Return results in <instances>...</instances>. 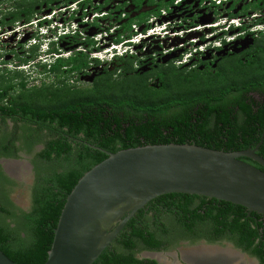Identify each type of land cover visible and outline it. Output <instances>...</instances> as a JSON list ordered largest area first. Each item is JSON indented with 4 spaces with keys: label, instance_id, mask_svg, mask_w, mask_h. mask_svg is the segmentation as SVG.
<instances>
[{
    "label": "trees",
    "instance_id": "16d2710c",
    "mask_svg": "<svg viewBox=\"0 0 264 264\" xmlns=\"http://www.w3.org/2000/svg\"><path fill=\"white\" fill-rule=\"evenodd\" d=\"M54 1L47 0L46 4ZM64 1L70 4L82 0ZM176 1L133 0L135 11L139 12L145 3L153 10L125 22L115 43L130 39L134 26L159 16ZM259 1V6H254L257 12L261 2L264 6V0ZM13 2L1 14L2 27L31 22L40 6L35 0ZM129 3L125 1L118 8L117 22L122 14L129 16L124 14ZM88 5L81 2L84 8ZM260 22L264 24V19ZM78 40L68 39L74 43ZM65 41L61 40V44ZM85 41L87 50L94 48L92 39ZM29 53L22 63L36 61L37 48ZM250 53L225 57L215 69L203 71L178 67L174 61L152 71H141L143 58L136 54L104 67L99 60L90 59L86 51L50 65L36 64L39 70L33 76L7 68L0 70V159H19L20 150L32 154L36 146H43L33 161L35 181L28 187L29 211L11 200L6 188L12 182L0 167V249L16 264H45L68 196L87 172L108 158V153L169 144L239 152L262 143L258 154L264 158V34L257 38ZM93 65L102 70L90 86L73 81L79 82L82 75L94 69ZM40 73L45 77L41 85L30 87L29 81H39ZM157 79L161 86H154ZM255 95L263 99L258 101ZM8 121L14 124L13 130ZM19 142L21 149L16 147ZM242 160L264 171L252 160ZM150 204L160 205L152 209V223L145 221L148 215L140 210L125 227L127 234L123 231L112 244L121 250L106 249L94 264H158L155 260H137L133 253L138 246L161 249L159 235L166 231L162 217L174 213L181 215L184 223L196 218L190 226L206 222L214 225L216 235L231 234L237 246L264 261V216L250 214L232 203L188 194L165 195Z\"/></svg>",
    "mask_w": 264,
    "mask_h": 264
},
{
    "label": "water",
    "instance_id": "95a60500",
    "mask_svg": "<svg viewBox=\"0 0 264 264\" xmlns=\"http://www.w3.org/2000/svg\"><path fill=\"white\" fill-rule=\"evenodd\" d=\"M261 145L239 152L196 144L148 145L108 153L68 196L45 264H94L140 210L165 195L215 199L264 216V171L242 160L264 168V158L258 154ZM21 162L1 163L12 179L29 187L35 175L30 161L25 174L7 168ZM0 264L16 263L0 249Z\"/></svg>",
    "mask_w": 264,
    "mask_h": 264
},
{
    "label": "clouds",
    "instance_id": "9594fccd",
    "mask_svg": "<svg viewBox=\"0 0 264 264\" xmlns=\"http://www.w3.org/2000/svg\"><path fill=\"white\" fill-rule=\"evenodd\" d=\"M35 1L40 3V5L44 4L47 6H45L46 8L41 9L40 11H37V14L34 16V18L31 20V22L34 19L42 18L43 15H52V13L55 12L56 10H60V11L58 14H53L50 19L40 21L37 26L31 25L32 33L29 34L30 36L27 35V37L29 36L28 40H26L27 37H25L23 40H14V38H12L11 40H8L7 42H4V43L0 42V60L4 58V61L1 62L3 67L0 68V70L7 68L10 71H19V72L25 74V76L36 75V71L38 70V68H36V64H39V65L49 64L50 65V64L55 63L59 59L64 58V56H63L64 51H62V48L59 47L61 44V40L65 41V40H68L69 38L73 39L75 37L77 39H82L84 37L85 30L87 29L86 27H90V26L96 27L95 24H99V22L102 20H110L114 17L115 12H119L117 9L106 8V3L110 2L111 0H82V1H78L76 3H70V4H68V3L66 4V2L64 0H55L54 3L50 4V5L46 4L47 0H35ZM177 1H179V0H177ZM205 1L209 2L210 0H205ZM231 1L232 0H230L229 2H231ZM235 1L237 3L238 1H244V0H235ZM247 1H250V0H247ZM81 2H83L84 4L88 3L89 4L88 7L84 8L83 6H81ZM182 2H183V0H181V2L178 4V6H175V3H174L172 6L169 7V9L171 7H175L176 8V14L173 15L172 12L170 11L167 19L165 21H162L160 25H157V27L161 33L166 31L167 29L170 31L171 26L166 27L164 25L166 24V22L170 21L171 19H175V17H176L175 20L178 19L177 13H179V11H177V9L182 4ZM229 2H225V6ZM65 8L67 11L64 10ZM213 8H214V6H213ZM86 9H91V11L87 12ZM214 9L218 10V8H214ZM70 11L72 13V16L70 19L65 20L66 26L65 27L56 26V23L61 19V17L63 15H64V17H63L62 21L64 19H66L67 12H70ZM227 12L230 14V10L226 11V13ZM161 13H162V11H161ZM124 14H126V12ZM119 15L120 14H118V16H117L115 24L112 27H110L108 30H106L105 32L100 34V37L106 36L105 34H108L111 37V39H110L111 44L110 45L105 44V46L103 45L104 46L103 47L101 45L102 40H100V41L97 40V37L90 38L93 41L95 40L96 43L99 44V47H98V49H95L94 54H93L94 48L91 49L90 51H92V52L89 54V56L92 60H99L101 62V65L103 64V66H105L107 64L114 63L116 61V59L125 58L126 56L131 55L129 53V48H132V47L133 48H137V47L145 48L148 46L149 42L152 43L153 41H155V40H146L144 38L143 40H141L139 42L133 43V41H134L133 39L139 38L140 35H141L140 37L148 35L149 30L152 27V25H151L152 19L155 17H160L161 14L159 16L151 17L143 25L134 26L133 27V32H134L133 36L130 39L125 38V40L122 43L117 44L114 41V40H116V38L118 36V33L116 34V32L120 31L121 26L124 24L123 23L122 25H119V22H117ZM257 15H261V13H257ZM87 16H93V22L86 21ZM122 17H126V16L122 14ZM251 17H253V15L248 17V18H240V17H237V16L230 14V16H227L226 25L223 26L224 27L223 29H225L227 27V30L226 31L222 30V32H220L221 34L219 36H217V34H219L218 30L222 27L221 25L215 26L211 29L207 28L210 31L209 33L213 34L212 39H210V40H208L206 38V34L204 32H202V33L195 32V33H200L202 35L198 39L196 37L188 39L189 35H187V37L185 39L178 38L177 40H182V41L188 40L189 41L188 47H189V49L193 48V51L195 52V54H192L191 50H189L188 52L183 54V56L176 62V66H178L177 63H179L180 66L193 67V66L187 65L189 60H188V58L186 59V56H188L189 54H192L189 58V59H191L196 54L197 55L201 54V53L204 54L205 51H202L201 47H199V45H201V44H202V46H205V48H207L208 51H210L212 49L214 51L223 49V46L226 45V42L231 40V36H228V33H230L231 30H239L238 33L235 34V36L239 37V39L245 38L247 35L253 34L255 37H259L261 34H264V24L263 23L252 24V22L248 23V19ZM263 19H264V17H263ZM74 22L78 23V27L76 29H75ZM25 23H27V22H25ZM28 23H30V22H28ZM142 26L144 29L141 28ZM138 28H139L140 32H138V30H137ZM243 28H246V30H242ZM63 30H66L67 34L62 35V33L60 31H63ZM168 38H171V37H168ZM85 39H87V38H85ZM85 39H84V42H86ZM194 40H201L203 43L201 41L197 42ZM164 41H167V40H161L160 42H164ZM185 42H187V41H185ZM217 44H220V46H217ZM100 46H101V48H100ZM94 47H95V45H94ZM198 47H199V49H197ZM33 48H37L38 54L36 57V61L34 60L33 62L28 63V64L22 63L21 60L27 59L29 57V54H30L29 52ZM127 48H128V51H127ZM181 49L185 52L184 45ZM17 50H20L23 53L21 55L17 54L13 58L12 54L14 52H16ZM124 50H125V52H123ZM81 51L85 52L87 50H81ZM136 51L139 52L141 50L136 49ZM98 55H100V56L103 55V56H105V58L102 59ZM107 57H110V60L107 59ZM204 57H207V56H204ZM8 58H10V59H8ZM64 59H68V58H64ZM12 69H15V70H12ZM98 69H99V67H98ZM88 74H89V72L87 71V75H82L80 77V80L84 79L85 77H89ZM15 160H18V159H15Z\"/></svg>",
    "mask_w": 264,
    "mask_h": 264
},
{
    "label": "flooded vegetation",
    "instance_id": "af4514ba",
    "mask_svg": "<svg viewBox=\"0 0 264 264\" xmlns=\"http://www.w3.org/2000/svg\"><path fill=\"white\" fill-rule=\"evenodd\" d=\"M111 1L108 2V4L106 5V8L118 10V8L121 5H123L125 3V1H128V2H130L129 6L132 5V10L136 13H139V15L147 12L145 7L146 8L150 7V6L146 5V3H145L144 7L139 12H137V11H135L134 4H132L133 0H119V1H123V3L121 5L117 4L115 6H113V3ZM159 1L160 0H158V2ZM204 1H202V0H183L182 4L179 6L181 9L180 12H182V17H191V19H196L199 15V10L200 11H207L208 9L213 8L212 5L208 6L206 4L203 6V3L204 4L208 3L207 1H205V2ZM257 2H260V1L259 0H250V1L244 0L243 2L238 1L236 3L235 0H232L231 2L226 4L224 10L225 9H226V11L230 10L231 15H234V16H237L240 18H248V17L255 15L257 13H261V15H259V18L258 17L256 19L254 18L251 21L252 24H256V23L260 24L261 19H263V17H264V6H263V2H261L260 3V12H257L254 8V6L256 7L259 4ZM42 6H43L42 9H44V8H46L45 6H47V5L43 4ZM129 6L125 7L124 11H126L129 8ZM248 6H252V7H250V9L246 10V7H248ZM40 10H37V11H40ZM227 14H228V16H230V14L228 12H227ZM257 38L258 37H255L253 34L247 35L245 38H240L239 40H245V39L253 40L252 45L249 46L247 48V50H245L244 48H242L240 50L242 53L230 51V52H226V56H220L219 57V55H217V54L224 52L225 49L223 48L221 50H215L214 52H215L216 56L211 55L210 58H208L207 60L199 61L192 68L193 69H200L203 71L208 67L216 68L218 66V63L225 57H229L232 55H239V56L245 55V54L247 55L248 53L249 54L247 56H250L251 55L250 52L252 51L253 47L255 46V41L257 40ZM225 46H227V45H225ZM243 46L244 47L246 46L245 42H244ZM22 53L23 52H21L20 50H17L16 52H14L12 54V56L14 58L17 54L21 55ZM160 64L161 63L159 62V59H157V58H156V60L151 59V61H149L146 65H144V66L142 65L141 68L146 67V69H147L146 71H152V70L157 69L159 67L158 65H160ZM198 67H200V68H198ZM90 70L91 69H89L88 72ZM0 122H1V120H0ZM8 124H9L10 129L13 130L14 124L11 121H8ZM16 147L18 149H21L22 144L19 142L18 144H16ZM42 149H43V146H41V145L36 146V148L33 152L34 153L37 152V154H38L39 152L42 151ZM18 154H19L18 160H20L24 155V151L21 152V150H20V152ZM6 159H12V158H1L0 159V167L2 168L4 175L10 179V182H12L11 183L12 185L7 186L6 191L10 194L11 200L13 201V203L16 206H18L15 203V199L11 194L14 191L13 188L19 189L15 193H20V195L25 194V191L27 188H25V186H24L25 184L23 182H18L17 180L12 179L8 175V173L6 172L5 166L1 163L2 160H6ZM21 169H22V167H21ZM34 173H35V165H34ZM201 202H202V200H199L198 204H200ZM149 204L144 209V212L147 213V215H148V217L145 218V221L147 223H152V220H150V218L155 216V213L152 211V209L158 208L160 205L158 206L157 204H150V205ZM137 214L135 215V217L137 216ZM193 220H194V222L197 221L196 218L195 219L193 218ZM193 220H192V222H193ZM129 222H131V220ZM161 222H162V224L165 225L164 227L166 228V231L161 232L162 234L159 235L160 236L159 239L162 242L161 249L147 250L143 246H138V248H136L135 252L133 253L134 257L137 260H141V261L155 260L159 264L160 263L159 260H167L165 257L169 256V257H172L173 259L175 258L174 260L176 261V264L178 263V261L180 262V260L183 264H264L262 257L254 255L252 253V251H247V250H244L243 248L237 246L235 241L232 239L231 234L226 233V234H222V235H216V232L214 231L215 228H213L214 225L212 227V225H210L209 223L198 222L196 225L193 223V226H190L192 224V222H190V223L182 222L181 215H178L177 213L169 214V215H163ZM128 223L125 225V227L128 225ZM188 226H190V227H188ZM125 227L122 229L119 236L113 242H115L121 236L123 231H124V233H123L124 235L127 234V231H125ZM260 232L263 234V230H260ZM113 242H112V244H113ZM259 243H260V239H257L256 245H258ZM112 244H111V247L113 249L115 248V250L116 249L121 250L120 246H116V247L114 246L113 247ZM173 249H175L176 253H171V251H173ZM124 251H126V250H124ZM159 254H161L162 256H158ZM232 255H234V257ZM233 258H234V260H233ZM247 258L250 259L251 261L248 262Z\"/></svg>",
    "mask_w": 264,
    "mask_h": 264
},
{
    "label": "rangeland",
    "instance_id": "374dc122",
    "mask_svg": "<svg viewBox=\"0 0 264 264\" xmlns=\"http://www.w3.org/2000/svg\"><path fill=\"white\" fill-rule=\"evenodd\" d=\"M13 1H16V0H11V2L7 5L8 6L7 9H10V7L14 4ZM111 2L113 3V6H115L117 4L121 5L123 3V1H119V0H112ZM241 2H243V1H241ZM42 5L43 4H41L40 6L37 5L36 10L42 9L43 8ZM145 9H146L147 12L153 10L152 7H148V8L145 7ZM180 10H181L180 7H178L177 11H179V13H177V15H178L177 18L181 19V22H179V24H180L179 25L180 26L179 30L180 31H184V34H185V32H189L190 28H194V27L201 28L202 30L200 31V33L204 32L205 34H209L210 31L207 28H208L209 25H212L215 22L218 23V26H220V25L222 26L218 30L219 34H217V36H219L221 34L220 32H222V30H225V31L227 30V27L225 29H223L224 28L223 26H225L226 23H227L226 19H227V16H228L226 11H224V10H217V9H214V8H210L207 11H200L199 10V15H198V17L196 19H191V17H182V12H180ZM125 12H126V14H129V16L128 17H122V20L119 23V25H122L123 23L127 22L131 18H137L139 16V13H136V12H134L132 10V5H130L129 8ZM118 14H120V11L119 12H115L114 13V17L112 19L100 21L99 22L100 27H92V26L86 27L87 29L85 30L84 37L82 39H79L78 42L74 43V42H69L68 40H66L65 42L60 44L59 47L62 48V51H64L63 52L64 58H69L73 53H75L77 51L87 50V45L84 42L85 38H95V37H97V40H99V41L102 40L101 41V45L102 46L103 45L105 46V44L110 45L111 44V42H110L111 37L110 36L109 37H106V36L100 37V34L105 32L106 30H108L110 27H112L115 24V21L117 19ZM257 17L259 18V15H257V14L253 15V17L248 19V23L251 22L254 18L256 19ZM8 20H10V18ZM141 28H143V26ZM8 29H12V28H8ZM137 30H138V32H140L139 28ZM238 31L239 30H231L230 33H228V36H231V40L226 42L227 46H225V45L223 46V48L225 49L224 52L217 54V55H219V57L220 56H226V52H230V51L242 53L240 51L242 48L247 50V48L252 45L253 40H248V39L239 40V37L235 36V34H237ZM117 33H119V32H116V34ZM200 33H193V34L188 36V39L189 38H195V37L198 39L199 37L202 36ZM29 36L28 37L26 36L27 37L26 40L29 39ZM169 41L160 42V40H155L152 43L149 42L148 46L145 47V48L137 47L136 48L137 50H141V51L137 52V56H139V58H141V59L143 58L142 61H141L142 65L143 66L146 65L149 61H151V59H155L156 60V58L159 59V62L161 64H167L170 61H175V64H176V62L183 56V54H185L189 50H191L192 54H195V52L193 51V48L189 49V47H188L189 41L188 40H183V41L182 40H173L172 42H169ZM185 41H187V42H185ZM194 41L198 42V41H201V40H194ZM94 42H95V47L93 49V54L95 53L94 52L95 49H98V47H99V44L96 43L95 40H94ZM244 42L246 44L245 47L243 46ZM182 45H184V47H185V52L181 49L183 47ZM217 46H220V44H217ZM199 47H201V50L205 51V53L204 54L201 53V54H198V55L196 54L191 59H189V58H190V56L192 54H189L188 56H186V59L188 58V60H189L188 63H187L188 66L196 65L199 61L203 60L204 56H207V59L210 58L211 55L212 56H216V54H215L213 49L208 51L207 48H205V46H202V44L199 45ZM199 47L197 49H199ZM100 48H101V46H100ZM86 52L88 54H90L92 51L87 50ZM37 54L38 53H36V56H37ZM98 56L101 57L102 59L105 58V56H103V55L102 56L98 55ZM107 59L110 60V57H107ZM177 65H178V67L180 66L179 63H177ZM102 66H103V64H102ZM180 67H186V66H180ZM91 68H94V69L93 70L91 69L89 71L90 72L89 73V75H90L89 77H85L82 80L79 79L80 80L79 82H77L76 79H73V81L75 83L80 84L79 86H83V87L90 86L93 83L94 78L97 75H99L98 71L102 70L101 66L99 67L100 68V70H99L96 65L94 67H91ZM198 68H200V67H198ZM12 70H15V69H12ZM140 70L141 71H146L147 69L145 67V68H140ZM38 78H39V81L30 80L29 83H28L29 86L30 87L35 86V85L36 86H40L41 85V80L45 79V77L40 73ZM50 81L51 80H48L47 82H50ZM70 83H72V81ZM153 84H154V86H161L162 85L160 80H156ZM254 97L258 101H261L263 99V97L258 96V95H255ZM36 155H37V152H35V153L33 152L32 154H27L26 152H24L23 157L19 160V161H22L21 165L19 167L23 166L22 170H21L22 171L21 173L24 172V167H26L25 165H27V161L28 162L30 161V163L34 167L35 163L33 161L35 160ZM25 156H27L28 159H26ZM34 181H35V175H34V179H32V177H31L30 186L29 187H31L34 184ZM18 182H20V181H18ZM24 186H25V188H27L26 191H25V194H21L20 195V193H14V191L17 188H13L14 191L11 194H12V196L15 199V203L18 205L17 207L21 208L24 211H29L30 208H31V193H30V189L28 188V186L27 185H24ZM174 251H175V249H173V251H171V253H176V251L175 252ZM165 258L167 260H159L160 261L159 264H176V261L174 260L175 258L173 259L172 257H169V256H166ZM247 261L250 262L251 260L247 258ZM177 264H183V263L180 260V262L178 261Z\"/></svg>",
    "mask_w": 264,
    "mask_h": 264
},
{
    "label": "built area",
    "instance_id": "2783aa9c",
    "mask_svg": "<svg viewBox=\"0 0 264 264\" xmlns=\"http://www.w3.org/2000/svg\"><path fill=\"white\" fill-rule=\"evenodd\" d=\"M9 0H0V20L2 19V12H7L9 9H7V5H8V2ZM230 0H210L208 3H203V6L204 5H212L214 6V8H218V10H224L225 8V2H229ZM181 2V0L177 1L175 3V6H178V4ZM66 10V8L64 9ZM60 10H56L55 12L52 13L53 14H58ZM67 11V10H66ZM87 12H90L91 9H86ZM172 12L173 15L176 14V8L175 7H171L168 11L167 10H163L162 13H161V16L160 17H155L152 19L151 21V25L152 27L150 28L149 30V33L147 36H143V37H140L139 38H135L133 39V43L135 42H139L141 40H143L144 38L146 40H167L169 42H172L173 40H177L178 38H183L185 39L187 37V35H190L192 33H195V32H200L202 29L199 28V27H194V28H190L189 29V32H185L184 34V31H180L179 30V22H181V19H171L170 21L166 22V24L164 26L166 27H170L171 26V29L170 31L167 29L166 31L164 32H160V30L158 29L157 25H160L162 21H165L167 19V17L169 16V12ZM225 11V10H224ZM52 15H43L42 18H39V19H34L32 22L30 23H25V22H17L15 23L14 25L12 26H9V27H2L0 25V42L4 43V42H7L8 40H11L12 38H14V40H23L27 35L31 34L32 33V29H31V25L33 26H37L38 23L42 20H46V19H50ZM72 16V13L71 11L70 12H67V15H66V19H63L64 15L61 17V19L56 23V26L58 27H65V20H68L70 19ZM86 21H91L93 22V16H87L86 18ZM74 25H75V29L78 27V23L77 22H74ZM215 26H218V23H214L212 25H209L208 26V29H211ZM18 27V28H17ZM8 28H12V29H8ZM26 29V30H25ZM47 31V30H46ZM62 33V35H65L67 34V31L66 30H63V31H60ZM107 37L109 36L108 34H105ZM212 36L213 34L212 33H209V34H206V38L208 40L212 39ZM168 37H171V38H168ZM183 46V45H182ZM127 51H128V48H127ZM125 52V50L123 51ZM129 53L131 55L133 54H137V51H136V48H129ZM4 61V58L0 60V68H2V64L1 62Z\"/></svg>",
    "mask_w": 264,
    "mask_h": 264
},
{
    "label": "bare ground",
    "instance_id": "6f19581e",
    "mask_svg": "<svg viewBox=\"0 0 264 264\" xmlns=\"http://www.w3.org/2000/svg\"><path fill=\"white\" fill-rule=\"evenodd\" d=\"M22 167H23V166H22ZM7 168H8L9 170H11V172H12L15 168H17V169H19V170H22L21 167H18V166L15 167L14 165H9V164H8V167H7ZM24 173H25V172H23V174H24ZM232 256L234 257V255H232ZM232 256H231V257H232ZM233 260H234V258H233Z\"/></svg>",
    "mask_w": 264,
    "mask_h": 264
}]
</instances>
